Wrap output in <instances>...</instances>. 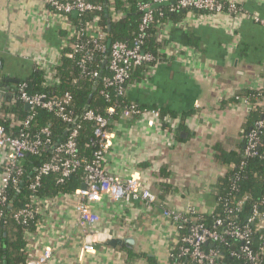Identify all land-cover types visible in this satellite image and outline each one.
<instances>
[{"label": "crops", "instance_id": "1", "mask_svg": "<svg viewBox=\"0 0 264 264\" xmlns=\"http://www.w3.org/2000/svg\"><path fill=\"white\" fill-rule=\"evenodd\" d=\"M229 1L244 13L192 12L159 24L165 60L148 66L126 93L138 105L169 107L175 117L167 114L162 120L148 111L133 121L124 119L109 136L107 170L123 181L141 180L158 196L157 204L149 208L141 201L104 199L96 205L100 222L89 237L96 252L86 254L75 201L56 196L30 237L25 233L26 254L50 247L49 264H149L143 255L155 264H172L181 234L164 211L215 213L218 181L234 167L220 163L217 154L237 150L250 113L241 103L226 101L264 86V24L251 18L264 21V0ZM63 45L61 27L44 0H0V100L10 88L6 81L31 76L40 63L59 62ZM114 238L135 242L132 248H113L108 242Z\"/></svg>", "mask_w": 264, "mask_h": 264}, {"label": "trees", "instance_id": "2", "mask_svg": "<svg viewBox=\"0 0 264 264\" xmlns=\"http://www.w3.org/2000/svg\"><path fill=\"white\" fill-rule=\"evenodd\" d=\"M215 1L230 2L229 0ZM88 2L98 9L85 12L77 18L69 15V18L78 29L98 17L105 33L104 42L107 48L105 53L95 52V58L88 65L87 72L79 67L83 53H74L73 57L70 58L68 55L73 54V49L68 47L63 49L59 62L53 67L54 75L59 78L58 84L48 85L46 70L38 66L35 67L31 76L25 79H18L16 82L6 81L10 88L7 90L4 99L0 100V127H4L8 134L14 136L19 135L21 132L38 135L43 129H48L51 132V144L48 148H44L40 155L28 156L25 159L24 175L20 178L17 187H10L8 190L6 204L0 205V210L4 212V218L0 224V264H26L25 248L27 243L25 233L27 229L34 230L38 221L33 222L26 228L18 225L13 220V215L30 201L33 194L30 190V183L35 169L48 160L54 145L60 140L65 141L66 132L68 131V126L55 113L41 108L34 111L28 110L26 104L20 99L19 87L25 84L26 91L31 96L44 94L48 97H62L67 93L72 95L73 100L67 110L71 112L75 126L78 129L77 155L83 164H90L98 150V148L92 146L96 125L94 122L84 119L85 112L92 110L106 117L109 120L108 131H113L116 126L125 123L124 113L132 108L141 112L158 111L162 120L167 114H170V116L172 114L175 117V113L171 112L169 107H148L133 103L128 99L127 89L148 71V66L165 60V54L161 53L163 40L158 36L159 24L168 21H181L192 12L202 15L215 14L204 10H194L193 8H180L177 4L165 6L154 10V21L142 30V19L145 12L140 10V4H153L155 0H88ZM117 13H120V15ZM141 34H144L142 50L155 57L154 63L134 68L130 79L127 80L124 86L118 88H105L102 80L93 79L90 76L92 71H98L102 78L111 76L108 64H104V61L110 55L109 41L112 42L111 46L116 42H123L132 46ZM69 35H71L70 32L61 30L63 38H69ZM70 40L73 43L78 41L86 44L90 40V36L86 35L81 38L71 36ZM87 49H93V45L88 44ZM120 88L123 92H120ZM103 91L107 93L108 98L102 94ZM260 94H264V86L258 90H245L237 97L239 99L248 98L256 105ZM237 97L230 98L226 103L238 104L239 99ZM261 103L260 106L256 105L253 111L249 113L248 123L243 133V142L237 150L231 153H223L219 150L217 154L220 163L234 165L218 181L217 210L210 216H184L186 224L180 231L181 237L188 236L191 226L195 223L204 224L206 227L211 228L218 219H222L227 223L228 221L234 222L236 225L243 227L252 215L255 205H258L259 212L264 213V129L261 135L262 146L258 148L259 156L252 158L244 156L246 149L245 137L252 130L255 122L264 118V102ZM110 109H114L113 114H110ZM136 118L138 116H133L130 121ZM27 122L28 125L26 126ZM164 122L170 123L169 121ZM166 127L170 128L168 125ZM84 177L83 168L77 170L64 183L59 182L60 176L58 174H52L43 178L36 194L40 197L53 198L59 195L71 196L78 188H81ZM167 187H164L165 191L168 189ZM244 198H248L246 204L241 211H237L236 203ZM251 227L254 233L250 249L253 254L261 255L256 264H264V229H258L256 222L251 224ZM184 247L185 245L180 242L179 246L173 250L172 264H196L191 258L181 254ZM241 247H243V243L227 237L224 243L204 244L202 248L207 251L219 252L220 258L216 264H251L244 256H239ZM143 257L147 258L149 264H155L152 262V258L146 255H143Z\"/></svg>", "mask_w": 264, "mask_h": 264}, {"label": "built area", "instance_id": "3", "mask_svg": "<svg viewBox=\"0 0 264 264\" xmlns=\"http://www.w3.org/2000/svg\"><path fill=\"white\" fill-rule=\"evenodd\" d=\"M49 6L54 18L61 27L71 33L69 38H63L65 48H72L73 54L68 57L72 58L74 53H83V58L79 62V67L87 72L88 65L94 60L95 52L105 53L106 45L104 42L105 33L99 23V18L96 17L87 25L76 28L70 20L69 15L73 12H78L79 16L88 11L98 9L88 2V0H44ZM171 0H155L153 4L142 3L140 10L145 12L142 19V30L147 28L154 21V10L152 6L156 3L169 2ZM180 8H193L194 10H204L215 14L238 15L243 14L244 10L235 2L221 3L215 0H178ZM174 10V9H173ZM120 15V13H117ZM255 22H262L257 16L251 17ZM90 36V40L86 43L76 41L71 42V36L77 38ZM144 34L134 42L132 46L123 42H116L110 48V55L104 64H108L110 77L102 78L98 71L90 72L93 79L102 80L105 88L121 87L131 77V72L134 68L150 65L154 63L155 57L150 53H145L142 50ZM92 44L93 49H87V45ZM58 62V61H57ZM40 63L36 67H41L47 72V84L50 86L56 85L59 78L54 75L53 67L57 64ZM120 92L123 90L120 88ZM20 99L30 106V110L34 111L37 108L45 109L55 113V115L68 126L66 139L60 145L52 147L51 156L47 161L43 162L35 169L33 174L30 190L33 194L26 206L13 215V220L23 227L28 228L33 222L38 221L39 217L45 215L54 205L55 197H40L36 194L40 187L43 178L52 174L60 176L59 182L64 183L75 172L81 168L84 169L85 177L81 188H78L70 197L75 201L74 215L77 219V226L86 235V241L83 244V252L92 254L96 252V244L89 239L93 234L91 230L100 222L96 205L104 199H108L115 204H131L136 201L143 202L147 207L155 206L158 202V196L151 190L144 188L143 182L139 179H128L123 181L111 174L104 165L106 152L109 147V136L113 131H108L107 126L109 120L97 114L92 110H88L84 114V119L89 122H94L96 125L94 131V139L92 146L98 148L95 153V158L90 164H83L78 158L77 137L78 129L75 126V121L68 112L67 107L72 102V95L67 93L62 97H48L44 94L31 96L26 91V85L19 87ZM108 98L105 91L102 92ZM237 97V96H236ZM238 98V97H237ZM239 99V98H238ZM260 106L264 102V94H260L257 98ZM239 103L245 106L249 111H253L256 107L248 98L239 99ZM238 103V104H239ZM110 114L114 113V109H110ZM148 111H138L132 108L124 113V119L140 116ZM151 113L155 118H160L158 111L152 110ZM28 125V122L25 124ZM264 129V118L257 120L252 130L245 137L246 149L244 156L252 158L259 156L258 148L262 146L261 135ZM51 132L48 129H43L38 135H31L27 132H21L14 136L8 134L4 127H0V205L6 204L7 192L10 187H17L20 178L25 173L24 161L28 156L40 155L44 148H48L51 144ZM85 186V189L82 187ZM66 196V195H64ZM248 198L236 203V210L241 211L246 204ZM258 205L253 208V213L243 227L236 225L234 222L228 223L222 219H218L215 225L211 228L204 224L195 223L190 228L188 236L180 237V242L185 245L182 248L181 254L191 258L196 264H216L220 258L218 251H207L203 249L204 244L224 243L227 237L243 243L240 248L239 256L244 258L251 264H256L261 255L253 254L250 249L252 235L254 233L251 224H255L258 229H264V213L258 211ZM165 217L171 218L179 231L186 224L184 220L185 214H180L175 211H164ZM191 215H194L193 213ZM4 218V212L0 210V224ZM28 237L32 234L29 229L26 231ZM28 239V238H27ZM29 244V239L27 240ZM26 264H49L53 256V250L50 247H45L36 252H28L26 254ZM235 255V254H234Z\"/></svg>", "mask_w": 264, "mask_h": 264}, {"label": "water", "instance_id": "4", "mask_svg": "<svg viewBox=\"0 0 264 264\" xmlns=\"http://www.w3.org/2000/svg\"><path fill=\"white\" fill-rule=\"evenodd\" d=\"M177 3V0H171L169 2H161V3H156L152 6V10H157L159 8L165 7V6H171V5H175ZM74 17H78L79 13L78 12H73L72 14ZM111 41L108 42V47L111 48ZM26 108L28 110H30V106L27 104ZM182 136L184 137L185 134H182ZM62 143V140H60L55 147H57L58 145H60ZM82 189H85V186L82 187ZM134 240L133 239H117L114 238L111 241L108 242L109 246H112L113 248H117V247H126V248H132L133 244H134ZM97 250H99V246L97 247Z\"/></svg>", "mask_w": 264, "mask_h": 264}]
</instances>
